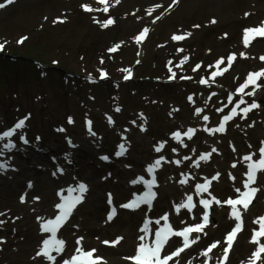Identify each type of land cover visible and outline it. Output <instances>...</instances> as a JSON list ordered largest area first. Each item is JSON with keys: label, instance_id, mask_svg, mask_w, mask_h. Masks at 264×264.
<instances>
[{"label": "rangeland", "instance_id": "374dc122", "mask_svg": "<svg viewBox=\"0 0 264 264\" xmlns=\"http://www.w3.org/2000/svg\"><path fill=\"white\" fill-rule=\"evenodd\" d=\"M174 1L176 5L170 8ZM0 3L6 4V0ZM82 5L93 9L104 7L98 0H14L0 9V44L4 45L0 51V134L27 117L23 129L11 138L0 140V163L7 161L13 166L0 170V182H4L3 188L11 185L12 201H21L25 194H29L26 201L42 198L43 182L53 188L58 184L69 188L79 182L85 183L88 187L85 204L61 233L62 239L72 235L83 237L84 248L95 249L104 241H115L112 238L115 231L112 235V230L106 234L99 229L102 224L106 227L115 222L106 224L104 219L112 206L123 218L133 215L120 207L128 195H119L116 187L127 186L138 176L147 179L146 167L160 156L167 161L156 176L160 198L153 212L135 213L142 216L139 226L145 216L156 221L165 213L169 215L174 211V204L181 203L187 194L192 193L196 199L214 196L223 202L237 194L236 188L243 190L248 171L243 157L255 153L253 159L258 160V150L264 146V78L258 81L261 88L256 90L255 96L245 95L247 103L240 106L243 108L255 101L260 105L258 108L249 111L246 118L240 113L228 121L224 133L209 134L204 128L218 127L222 117L229 114L240 99L236 89L249 73L264 69V60L260 59L264 57V37L255 36L250 38L248 46L244 44L245 29L264 25V0H120L118 4L108 0L107 13L85 11ZM109 18L115 22L103 27V22ZM212 20L216 23H211ZM145 27L149 32L137 42L136 37ZM189 32L191 36L184 40L172 39L173 35ZM117 44H120L119 49L110 52L109 49ZM232 54L235 59L231 67L214 80L209 79L217 70L209 66L224 58L220 67H227ZM185 56L187 61H184ZM197 65L200 68L194 71ZM124 69L134 71L129 82L123 81L128 75ZM102 72L110 79L99 81ZM173 72L175 77L171 78ZM90 78L99 82L93 83ZM201 79H209V84H201ZM245 91L251 92L252 86ZM230 94L234 98L228 104ZM200 95L203 101L210 100L211 96L208 106L195 103ZM189 96L194 102L189 101ZM226 104L228 106L224 107ZM222 107L224 111L217 112ZM117 108L120 110L116 111ZM196 108L204 111L197 115ZM204 115L209 116L208 121L203 120ZM108 117L112 118V123ZM89 121L95 135L88 130ZM188 128L197 131L192 139L183 138L184 145L185 141L192 144L185 150L184 145L175 144L172 133ZM21 135H26L28 144L22 142ZM121 137L139 139L149 151L142 152L143 146L137 149L134 145L127 148L124 156L117 157L116 146L121 144ZM90 138L96 141L89 142ZM9 139L16 145L11 150L4 147ZM69 139L72 144L68 143ZM162 141H166L165 146L157 153L154 147ZM213 147L216 152H212ZM202 153H211V157L195 167L194 161ZM101 156H108L109 160H101ZM186 156L191 159L185 160ZM175 160L181 163L172 165ZM234 163L236 167L232 166ZM58 167L63 169L62 173L57 172ZM53 172L57 174L53 176ZM181 173L189 177L185 184L179 183L183 178ZM217 173L219 178L211 181L208 192L198 195L196 185L205 183L206 177L211 179ZM97 182L103 184L102 190L95 188ZM169 184L176 185L178 192H172ZM139 185L141 187L142 183ZM252 186L259 191L251 206L244 210L243 220L248 232L246 235L243 232L236 246L260 226L255 221L264 216V171L257 172L256 183ZM112 190L121 197L115 199ZM109 194L112 205L108 203ZM56 201L54 197V204ZM92 202L96 206L102 203L103 207L96 220L86 222V211ZM223 206L224 203H214L217 218L226 216ZM37 217L42 216L34 214L30 220H38ZM171 218L178 224L186 221L182 215ZM229 225L221 232V238ZM6 226L0 225V229L5 230ZM212 226L211 231L214 230ZM25 229V225H19V234L13 238L11 247L0 245L3 250L0 264H27L18 260L10 262L4 257L6 252L17 255L25 252L26 260L30 258L25 251L28 245L22 242ZM7 239L0 232V240ZM42 239H37V248L41 247ZM213 239L217 240L201 242V249L217 242ZM256 247L250 246L248 257L234 264H247ZM132 252L120 256L131 264L127 258ZM229 264H232L231 259Z\"/></svg>", "mask_w": 264, "mask_h": 264}, {"label": "snow or ice", "instance_id": "6c2138e0", "mask_svg": "<svg viewBox=\"0 0 264 264\" xmlns=\"http://www.w3.org/2000/svg\"><path fill=\"white\" fill-rule=\"evenodd\" d=\"M99 3L103 4V9H93L89 5H82L85 11H103L107 13L109 11L108 7V0H98ZM115 2L118 4L120 0H115ZM14 3V0H6V4H12ZM5 3H0V9L4 8L6 6ZM151 11H149V15H151ZM247 15V14H246ZM160 17L157 16L156 19L158 20ZM62 22V21H61ZM115 21L112 18L107 19L103 22L102 26L107 28L109 25L113 24ZM99 23V21H97ZM211 23H216L215 20H212ZM194 27H199V25H195ZM149 32V29L145 27L142 32L136 37L137 42H140L145 35ZM227 35V34H225ZM187 36H191V33H185L180 35H173L172 39L174 41H181L184 40ZM255 36L264 37V25L254 27V28H247L244 30V44L245 46H248L250 43V38H254ZM26 39L22 38L20 43L23 42V40ZM120 47V44L115 45L114 47L110 48V52H116ZM4 45L0 44V51H3ZM182 51V50H181ZM243 55V53H241ZM235 59V54H232L228 57V64L227 67H224L221 69L220 65L224 63V58H220L217 60L216 64L210 65L209 67H215L217 70L213 71L211 73V77L209 79L214 80L216 76L222 75L225 71L228 70V68L231 67V64L233 60ZM261 60H264V57L260 58ZM188 57H184V61H187ZM182 61V63L184 62ZM103 62V61H102ZM200 65L196 66V69H199ZM171 71V69H169ZM123 71L128 72V75L124 77L125 80L129 79L131 76V72L128 69H124ZM107 74L102 72L101 76L104 78ZM175 77V73L173 72L172 77ZM185 79H190V77H182ZM264 78V69H261L256 72H251L246 77V80L243 84H241L236 89V94L240 95L239 101L236 102L235 106L231 108V111L229 114L224 115L219 122V126L215 128H208L205 127L204 131L208 132L209 134H215V133H224L226 131V123L228 121L233 120L234 117L239 115L240 113H243V117H247V114L249 111L258 108L260 105L253 101L251 104L247 105L246 107L241 108L240 106L243 104H246L247 102L244 100V96H255L256 90L261 88V85L258 83V81ZM209 79H201V84H209ZM210 86V85H209ZM252 86L251 92H246L245 90ZM212 96H215L216 93H212ZM233 94H230L228 97V104H231L233 102ZM189 101H193V97H188ZM211 99V96L209 97ZM194 102V101H193ZM228 105H224V107H227ZM239 109V112L237 111ZM120 109L117 108L116 111H119ZM204 110L202 108H196L195 112L197 115H200ZM224 108H218L217 112H223ZM141 117H143V114H140ZM27 117L24 119H20L18 122L14 124L13 127L9 128L6 131H3L2 134H0V140H4V138H11L13 137L18 130H21L25 127ZM109 123H112V118L108 117ZM204 121L209 120V116L204 115L203 116ZM69 123H72L71 118H69ZM135 123V121H133ZM88 130L92 135H95L94 132H92L91 129V122H88ZM144 130L143 128L141 129ZM58 131H64V129H58ZM197 129L194 128H188L186 131H176L172 133V138L175 139L179 144L184 145V137H187L189 140L192 139L193 135H195ZM20 139L24 144H28L29 140L26 137V135H21ZM39 139V137H37ZM69 144H72V141L68 140ZM166 141L160 142L156 147L155 151L157 153L161 152L165 146ZM264 144V142H262ZM74 146V145H73ZM185 147L187 145H184ZM4 147L11 150L16 147L15 143L9 139L8 143L4 144ZM251 147V146H250ZM127 147L124 143H121L118 145V150L116 151L115 155L117 157L124 156L127 152ZM235 151V148H233ZM173 152L176 151V149L172 150ZM195 152V149L192 150ZM217 149L213 147L212 152H216ZM259 159L254 160L253 157L256 155L255 153H251L248 155H245L243 157V160L247 162L248 171L245 173L247 179L243 182L244 191H241L240 188H236L235 192L239 194V196L235 199L228 198L226 201H220L216 199V197H212L211 199H201L199 202L203 205L205 212L202 216V222L195 224V225H189L184 227L181 230H174L168 221V214L165 213L164 216L160 217L155 221L156 224H160L161 220H163L165 223L160 228L156 229L154 234V239H152L151 243H147L146 241L149 239L151 235L150 230V224L152 221L150 219H146L144 221L143 227L140 229L141 232L144 233V235L139 236V240L141 243L137 247L136 255L129 257L127 259H130L135 262V264H169L170 261H173L174 258L179 257L181 253H183L186 249H188L191 245L196 244L199 240V234L204 232L205 227L209 224V209L210 206L213 203L216 204H227L231 206V216L237 221L235 226L232 228L231 231H229L226 235V245L227 247L224 249V256L222 258L223 261H227L229 251L232 249L233 241L237 234L242 230V218H241V211L238 208V206H242L244 210H247L249 208V205L252 203V200L255 197V194L259 191L258 188L252 187L256 181V175L258 171H264V146H262L259 150ZM211 157V153H202L199 155V158L194 161V166L199 167L200 161H207ZM101 160L108 161V156H101ZM185 160L191 159V157H184ZM163 162H167L165 157L160 156L158 159H156L152 164H149L146 167L147 173L151 176V179H145L144 176H138L136 179L132 180V184H143L145 187V191L140 194L133 193V198L128 203L120 205L121 208L125 209H132L135 210L139 208L141 205L146 204L151 208L153 200L156 198V192L154 191V188L157 186L156 181V170L159 169L162 166ZM175 164L179 165L181 163V160H175ZM233 167H236V164L234 163L232 165ZM9 167L8 162L5 161L3 163H0V170H7ZM57 172L62 173V168H57ZM57 172H53V176L57 174ZM181 176L183 177L179 183L185 184L188 182L189 177L185 175L184 173H181ZM219 178V173H217L215 176H213L211 179L205 178V183L197 184L196 185V193L198 195L203 194L204 192H208L209 186L211 184L212 180H216ZM233 180L235 177H231ZM28 187L31 188L32 184L29 182ZM88 191V187L85 183L79 182L78 184L74 186H70L67 189H61L58 192V196L60 198V203L55 205V208L58 210L57 215H55L54 218H49L45 220L42 217H37L38 221L41 222V232L42 233H49L50 235L48 238H45L41 242V247L36 253V257L43 256L46 260L50 261L51 264H56L57 256L62 254L65 249V241L63 239H60L57 237V232L59 229L68 221V219L71 217L74 209L76 206L83 202L84 194ZM65 192L67 195H65ZM209 196H211V193L209 192ZM34 199H39V197H35ZM21 202H25V195L21 196ZM108 203L109 205H112V197L111 194L108 196ZM195 207V204L193 202V196L187 195L186 201H182L179 204H174V209L177 213L180 212L182 208H187L189 212L192 211V209ZM4 215V213H0V216ZM116 215V208L115 206L111 207V210L108 214L107 219L112 220L114 216ZM5 221L0 220V225L4 224ZM181 223H184L183 221ZM255 223H260V229L259 230H253V235L251 238V243L257 245L256 250L253 252L251 258L249 259L248 264H257V261L261 259V255L264 254V243H260L261 237H264V216H261L258 218ZM197 233L198 235L194 239H190L191 234ZM173 236L181 237L182 238V246L177 247L174 251H172L170 254L167 255H161L164 246L168 243L169 239ZM119 239L117 238L116 241L112 242L113 244L118 243ZM82 240L83 237H80L77 239L76 244L78 247L75 249V254L72 255L69 259H65L62 261V264H101L102 258L95 257V249L85 251L82 246ZM3 241L0 240V243ZM105 244H108V241H104ZM219 242H213L203 253L205 257H209V253H211L212 249L216 248ZM53 253H56V255H53ZM36 257H33L35 260ZM176 264H179L178 261H176Z\"/></svg>", "mask_w": 264, "mask_h": 264}, {"label": "bare ground", "instance_id": "6f19581e", "mask_svg": "<svg viewBox=\"0 0 264 264\" xmlns=\"http://www.w3.org/2000/svg\"><path fill=\"white\" fill-rule=\"evenodd\" d=\"M210 100H212V99H210ZM210 100L203 101L202 97L200 95V96L196 97L195 103L203 104V106H208V102ZM112 127H114V126H112ZM109 130L115 131V129H113V128H110ZM115 133H116V131H115ZM121 140H122L121 143H124L127 148H130V147H133L134 145H136L135 148H137V149H138V146H143L142 152H143V150H145L147 152L149 151L148 147L146 145L144 146V144L139 139L134 141L132 139H127V138L121 137ZM94 141H96V140L90 138L89 142H94ZM177 143L178 142L176 141L175 144H177ZM185 143L187 145L185 147V150H188L192 144H191V142H188V141H185ZM168 145H171V144L168 143ZM116 149L118 150V145L116 146ZM146 156H148V155H146ZM164 163L165 162H163L162 165ZM172 165H175V163L172 162ZM161 167L156 170L158 175H160ZM9 168L11 169L12 167L9 166ZM123 175H125V174H123ZM129 183H130L129 188L127 186L122 185V184L120 185V188L116 187V190L118 192L120 191L119 195H128L132 190L137 188V186H135L131 182H129ZM2 184H4V182H0V204L2 206V208H0V213H4V215L0 216V220L5 221L4 224H6L7 226L5 227V230L0 229V232H2V235L8 239L2 240L3 242L0 243V245L3 246V248L11 247L13 245V238L19 234V225H25L26 229L24 232V239L22 240V242H26V244L28 245L27 246L28 249H25V251H26V254L28 252V254L30 255V258H28V260H26L25 252H23L21 255H17L15 253L10 254V252H6L4 254V257L7 258L8 260H10V262H12L13 260H18V261H24L27 264H47V263H44L45 258L43 256L36 257V253L38 251L37 239L40 238V236L43 233L41 232L40 227H38L39 221L34 219L37 222L36 223L33 219L30 220V218H32V215H34V214H36V215L38 214L42 217L48 216L54 207V205H53L54 204V202H53L54 197L58 198V192L61 189H65V187L61 186L59 184H58V187H56V188L48 187V183L43 182V187L40 188V191H42V198L39 197V199L37 200V199H34L35 197H33V199H30L28 201L25 200V202H21L18 200L12 201V199L10 197H12L14 190L12 189L11 185L6 184L7 188H3ZM95 184H96L95 188H97V190L98 189L102 190V187H103L102 183L97 182ZM168 186L170 187L172 192H178V187L176 185L169 184ZM52 188H53V190H52ZM95 191L96 190H94V192ZM111 192L115 196V198L121 197L119 195L116 196L114 194V192H115L114 190H112ZM92 193H93V191H92ZM28 195L25 194V197L26 198L29 197ZM102 207H103L102 203L99 206H96L92 202V206L90 207V209L88 211H86V216H85L84 220H86V222H92L93 220H96L101 213ZM241 209H243V208H241ZM12 211H16V212L12 213ZM33 211L36 213H33ZM182 211L183 212H181V213H184V212H187L188 210L182 209ZM224 211L225 212L227 211L226 208L224 209ZM197 212H198V206L195 205V207L192 209V215H190V218L194 219V214H196ZM131 213H135V212H131ZM172 215H174V214H172ZM145 217H147V216H145ZM229 218H230V216L228 214H226L225 217L218 218L216 223L212 226V228L214 230L206 233L202 238H200L197 241V243H199V245L196 243V246H194L192 248V250H190V252L188 254H186V256H185V254H183L180 257H177L176 259H174V262H172V264H176V261H178L179 264H186L187 261H189L190 263L200 264L201 259H203V257H205L204 255H202V253L204 251H202V249L200 247V243L204 242L205 240H210L212 238L220 239L221 232L223 231V229L228 224ZM141 219H142L141 214H133V215H130L128 218H127V216L125 218H123L122 216H119L113 224L108 225L106 227L104 226V224H102V226H100L99 229H100L101 233L105 232L107 234L108 231L112 230L110 232V234L113 235L114 234L113 232L115 231V234L112 236V238L115 241L117 240V238H121V239H119V242L115 243V245L113 247L106 248V247L101 246L100 244H99V246L97 245L98 249H100L102 252V261H101L102 264H129L128 260L125 261L120 256V254H123V253L126 254L132 250L137 252V247L141 243V241L139 240V236L144 235L143 232L138 231L141 228L137 224L140 222ZM167 222H169V220ZM80 225H82V224H80ZM141 225L143 226V224H141ZM115 227L118 229H114ZM21 231H23V230H21ZM197 235H195V237ZM200 235H199V237H200ZM77 239L78 238L75 235H72V236H69L68 238H65L64 239V241H65V252L60 254L59 256H57V258H60L63 255L65 256L68 253V250L70 249V247L72 245L76 244ZM249 239L250 240H248V238L245 239L241 245L236 246V248L234 249L235 254L231 258L232 264L242 263V261L248 257V249L250 246H252L251 237ZM259 239H260V243H262V241L264 240V237H261ZM213 241H217V240L213 239ZM146 242L148 243V240ZM219 249H220V244H218L217 247L212 250L213 253L211 256L210 264H219V263L220 264H229L227 261L222 260V256L220 258L218 257ZM1 252H3V250L0 248V253ZM53 255H56V253H54ZM33 257H36V259L34 260ZM260 260L264 261V254H262V257ZM257 264H259V263H257Z\"/></svg>", "mask_w": 264, "mask_h": 264}]
</instances>
